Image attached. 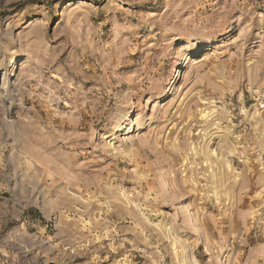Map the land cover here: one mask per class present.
Instances as JSON below:
<instances>
[{
	"label": "rangeland",
	"instance_id": "374dc122",
	"mask_svg": "<svg viewBox=\"0 0 264 264\" xmlns=\"http://www.w3.org/2000/svg\"><path fill=\"white\" fill-rule=\"evenodd\" d=\"M232 238L264 264V0H0V264Z\"/></svg>",
	"mask_w": 264,
	"mask_h": 264
},
{
	"label": "built area",
	"instance_id": "2783aa9c",
	"mask_svg": "<svg viewBox=\"0 0 264 264\" xmlns=\"http://www.w3.org/2000/svg\"><path fill=\"white\" fill-rule=\"evenodd\" d=\"M237 242V239H231L229 243V249L221 253L220 259L222 260L221 264H233V262L230 261V255L232 254L231 251L233 250L235 243Z\"/></svg>",
	"mask_w": 264,
	"mask_h": 264
},
{
	"label": "bare ground",
	"instance_id": "6f19581e",
	"mask_svg": "<svg viewBox=\"0 0 264 264\" xmlns=\"http://www.w3.org/2000/svg\"><path fill=\"white\" fill-rule=\"evenodd\" d=\"M199 49V48H198ZM14 62H16V60L14 61ZM177 78V77H176ZM170 88V87H169ZM171 89V88H170Z\"/></svg>",
	"mask_w": 264,
	"mask_h": 264
}]
</instances>
